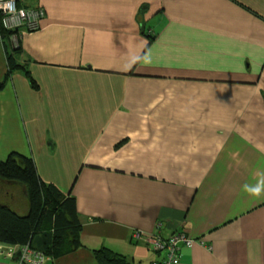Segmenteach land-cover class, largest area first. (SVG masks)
<instances>
[{"label": "crops", "instance_id": "0c3cea01", "mask_svg": "<svg viewBox=\"0 0 264 264\" xmlns=\"http://www.w3.org/2000/svg\"><path fill=\"white\" fill-rule=\"evenodd\" d=\"M17 4L45 12L15 35L37 88L16 70L0 90V159L31 157L82 221V246L46 264L103 246L150 264L133 233L177 230L197 240L180 264H264V196L243 190L264 180V0ZM0 203L28 211L15 182Z\"/></svg>", "mask_w": 264, "mask_h": 264}, {"label": "trees", "instance_id": "16d2710c", "mask_svg": "<svg viewBox=\"0 0 264 264\" xmlns=\"http://www.w3.org/2000/svg\"><path fill=\"white\" fill-rule=\"evenodd\" d=\"M23 8L37 10L41 7ZM22 29L31 31L26 24L17 29H7L0 22V39L6 59V72L0 80V90L16 70L23 71L30 86L37 88L26 64L16 59L20 47L19 39L14 36L23 32ZM0 180L22 185L28 201V211L25 214H19L8 204L0 203V244L28 245L50 259L73 253L82 246V221L75 198L64 194L54 184L43 181L31 157L10 152L5 159H0ZM159 226L157 224V228ZM91 253L97 264H131L126 256L104 246L93 249Z\"/></svg>", "mask_w": 264, "mask_h": 264}, {"label": "built area", "instance_id": "2783aa9c", "mask_svg": "<svg viewBox=\"0 0 264 264\" xmlns=\"http://www.w3.org/2000/svg\"><path fill=\"white\" fill-rule=\"evenodd\" d=\"M45 12L19 7L17 0H0V22L7 29H17L23 24L33 30L38 28ZM16 38V36H14ZM160 224H158L159 226ZM133 237L145 238L151 249L160 253L159 259L153 260L150 264H180L181 248H190L197 240L189 237L184 231H174L168 237H162L157 231L151 234L135 231ZM1 253L12 259L15 264H46L50 257L40 251L30 248L28 245L6 246Z\"/></svg>", "mask_w": 264, "mask_h": 264}, {"label": "clouds", "instance_id": "9594fccd", "mask_svg": "<svg viewBox=\"0 0 264 264\" xmlns=\"http://www.w3.org/2000/svg\"><path fill=\"white\" fill-rule=\"evenodd\" d=\"M243 190L249 195L259 198L264 196V180L259 181L255 186L244 185Z\"/></svg>", "mask_w": 264, "mask_h": 264}, {"label": "rangeland", "instance_id": "374dc122", "mask_svg": "<svg viewBox=\"0 0 264 264\" xmlns=\"http://www.w3.org/2000/svg\"><path fill=\"white\" fill-rule=\"evenodd\" d=\"M22 200V198H20V201Z\"/></svg>", "mask_w": 264, "mask_h": 264}]
</instances>
